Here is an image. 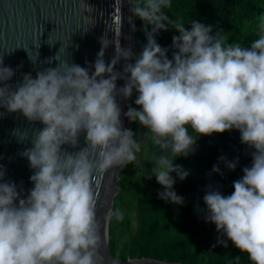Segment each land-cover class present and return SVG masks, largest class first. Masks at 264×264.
Listing matches in <instances>:
<instances>
[{"label": "clouds", "instance_id": "9594fccd", "mask_svg": "<svg viewBox=\"0 0 264 264\" xmlns=\"http://www.w3.org/2000/svg\"><path fill=\"white\" fill-rule=\"evenodd\" d=\"M126 3L146 40L138 54L102 35L94 63L85 67L61 58L59 49L55 67L10 84L15 71L0 66V108L43 125L33 130L32 146L21 154L34 170L27 195L14 182H0V264H98L102 238L94 182L110 169L132 164L141 151L138 133L123 127L117 101L134 92L136 107L128 105L123 115L143 127L156 150L146 178L154 176L163 188L157 193L161 200L183 204L173 185L189 171L175 160L192 154L199 136L235 129L241 143L253 149L252 164L233 181L231 195L206 190L204 220L251 264H264V17L258 38L245 47L228 42L219 29L213 33L212 25L191 20L189 29L171 19L163 11L171 0ZM169 29L178 33L171 38V58L169 48L155 39ZM110 44L114 55L106 63ZM37 57L29 60L35 64ZM117 80L123 86L118 88ZM16 134L20 141L28 138L25 131ZM64 145L78 150L65 151ZM219 160L229 170L238 162ZM212 172L219 173V166ZM3 175L0 171V180ZM105 219L122 221L124 211L117 207ZM218 243L227 247L225 240ZM240 261L236 256L230 264Z\"/></svg>", "mask_w": 264, "mask_h": 264}, {"label": "trees", "instance_id": "16d2710c", "mask_svg": "<svg viewBox=\"0 0 264 264\" xmlns=\"http://www.w3.org/2000/svg\"><path fill=\"white\" fill-rule=\"evenodd\" d=\"M163 11L174 20L191 27L195 20L213 26L230 43L250 46L258 38V21L264 17V0H171V7ZM134 52L141 51L146 43L144 33L140 31L141 21H134ZM178 35L173 29L161 31L155 37L161 47L169 48L171 58L172 36ZM131 97V105L136 107ZM138 133L136 139L141 142V151L137 159L119 169L117 192L113 199V209L124 211V219L108 221L109 254L119 260L155 259L168 263L181 264H230L233 257L240 256V264H251L246 254L240 253L231 241L217 233L215 225L205 222L206 206L203 196L206 190H219L223 195H231L233 181L240 179L243 168L252 164L251 149L240 141L238 130L212 133L199 136L195 151L187 157L181 156L175 163L189 171L183 180L176 179L173 190L184 199L183 204H173L158 198L163 188L155 177L146 178L152 168L153 153L156 151L151 142L144 138V129L132 122L131 128ZM227 162L237 161L234 170H229ZM214 165L219 173L212 172ZM174 178L175 173H171ZM225 240L227 247L218 243ZM215 245V247H214Z\"/></svg>", "mask_w": 264, "mask_h": 264}, {"label": "water", "instance_id": "95a60500", "mask_svg": "<svg viewBox=\"0 0 264 264\" xmlns=\"http://www.w3.org/2000/svg\"><path fill=\"white\" fill-rule=\"evenodd\" d=\"M129 6L126 0H0V59L4 67H10L15 75L8 83L16 84L23 74L35 78L36 71L45 67H55L58 55L69 63L85 67L94 63L100 50L99 38L103 35L121 47L132 46L134 51V31ZM40 45V46H39ZM19 47V48H17ZM39 47V48H38ZM38 57L33 64L29 55ZM114 55V44L105 50L104 60L109 62ZM52 60L51 64L45 63ZM124 61L116 65L120 71ZM117 80V87L123 86ZM122 109L121 120L124 128H131L132 122L123 112L131 105V98L117 97ZM39 122L27 121L19 112L9 113L0 108V171L4 172L0 182H14L24 195L32 188L29 177L33 169L21 154L30 148L33 130L42 128ZM25 131L28 138L20 141L16 133ZM84 146L83 134L79 138ZM65 151H76L69 145L62 146ZM119 169H110L94 182L97 195V215L100 219L101 245L98 264H181L143 258L119 261L107 249L108 221L106 214L113 210V199L117 192L116 183Z\"/></svg>", "mask_w": 264, "mask_h": 264}, {"label": "rangeland", "instance_id": "374dc122", "mask_svg": "<svg viewBox=\"0 0 264 264\" xmlns=\"http://www.w3.org/2000/svg\"><path fill=\"white\" fill-rule=\"evenodd\" d=\"M118 186H119V184H118V180H117V183H116V189H117Z\"/></svg>", "mask_w": 264, "mask_h": 264}]
</instances>
